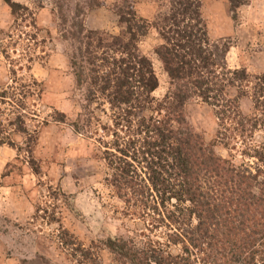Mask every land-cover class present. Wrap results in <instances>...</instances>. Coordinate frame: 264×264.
I'll return each mask as SVG.
<instances>
[{"label": "trees", "instance_id": "trees-1", "mask_svg": "<svg viewBox=\"0 0 264 264\" xmlns=\"http://www.w3.org/2000/svg\"><path fill=\"white\" fill-rule=\"evenodd\" d=\"M1 1L14 17L27 10L13 0ZM51 1L61 22L66 23V0ZM248 1L226 0L231 16L234 18ZM170 2L168 16L158 31L161 43L154 49L169 85L160 100L152 96L158 87L152 64L137 48L148 29L132 3L122 0L113 8L120 27L118 36L86 30L83 10L74 9L69 35L78 45L70 62L76 86H86L87 99L102 98L114 114L112 140L104 143L101 157L108 172L106 183L123 204L124 217L159 215L160 222L164 218L176 227L178 232L169 236L167 243L180 246L182 253L172 255L149 240L137 243L118 235L100 240V248L122 264H194L192 252L204 257L206 264H264V150L245 144L264 125V74L254 75L245 68L231 70L217 58L201 16V0ZM98 6L89 4L90 8ZM61 33L68 40L64 30ZM8 95V90L0 92V104L11 97ZM22 96L34 95L29 89ZM193 97L212 108L222 129L215 138L223 148L232 145L231 136L240 139L245 145L242 155L260 161V168L253 174L237 169L215 154V141L204 143L186 120V106ZM243 101L253 105V114H243ZM18 103L27 110L24 103ZM23 117L0 121V147L13 148L12 136L25 137L28 164L39 175L33 157L37 139L26 133L34 118L27 116L26 122ZM53 117L54 122L67 123L62 113ZM228 121L235 125L230 137ZM12 126L13 132L6 133ZM108 127L103 124L102 132ZM9 167L2 177L20 171ZM63 231L59 243L71 250V255L97 264L91 250L74 245L72 236Z\"/></svg>", "mask_w": 264, "mask_h": 264}, {"label": "rangeland", "instance_id": "rangeland-1", "mask_svg": "<svg viewBox=\"0 0 264 264\" xmlns=\"http://www.w3.org/2000/svg\"><path fill=\"white\" fill-rule=\"evenodd\" d=\"M13 1L27 10H20L14 17L0 0V92L8 90L11 95L0 104V121L21 115L26 122L27 116L34 118L28 122L31 127L26 133L37 139L34 166L41 174L36 175L28 164L25 137L12 136L15 147H0V264H88L59 243L63 230L72 236L74 245L79 243L91 250L97 264H122L100 248L99 241L107 235L137 243L149 240L172 255L181 254L180 246L167 243L177 228L161 215L163 222L159 215L124 217L123 204L106 183L108 172L101 159L104 143L112 140L114 114L102 98L88 100L87 87L78 88L72 74L71 56L78 46L69 35L74 9L83 10L86 30L118 36L120 27L113 8L122 0H66V23L61 22L51 0ZM129 1L148 29L137 48L152 64L158 79L152 96L160 100L169 85L154 49L161 43L158 31L171 2ZM91 2L99 6L90 8ZM227 5L226 0H201V16L217 58L231 70L245 68L254 75L264 74V0H249L234 18ZM62 30L68 40L62 38ZM34 80L37 83L29 85ZM29 89L34 96L24 98L22 93ZM230 93L234 95V90ZM19 101L27 106L26 112L30 110L29 115ZM240 110L251 115L253 105L243 101ZM56 112L64 114L67 123L54 122ZM186 120L205 144L215 141V154L237 169L253 174L262 166L260 161L242 155L245 145L230 137L235 127L230 121L225 124L230 125L227 135L232 145L223 148L215 138L222 129L212 108L195 97L186 106ZM103 124L110 125L106 133L101 130ZM13 130V126L8 127L6 133ZM245 144L264 150V125ZM20 147L23 151L17 150ZM7 165L20 168L19 173L2 177ZM191 255L194 264H206L196 252Z\"/></svg>", "mask_w": 264, "mask_h": 264}]
</instances>
